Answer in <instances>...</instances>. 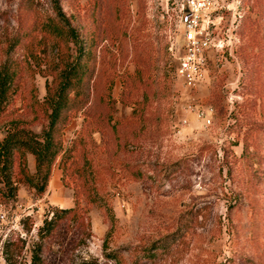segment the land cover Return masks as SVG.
I'll return each instance as SVG.
<instances>
[{
    "label": "rangeland",
    "instance_id": "374dc122",
    "mask_svg": "<svg viewBox=\"0 0 264 264\" xmlns=\"http://www.w3.org/2000/svg\"><path fill=\"white\" fill-rule=\"evenodd\" d=\"M181 2L60 0L89 52L86 98L63 116L43 194L20 173L22 151L13 153L14 198L0 185L8 221L19 218L25 234L9 233L13 264H29L38 247L39 264H264V0H214L201 21L212 43L194 86L176 74ZM51 14L50 0H0V63L11 38ZM30 42L11 56L0 142L16 130L41 134L46 86L65 66L52 44L31 57ZM24 158L34 175V156ZM55 208L77 214L40 236Z\"/></svg>",
    "mask_w": 264,
    "mask_h": 264
},
{
    "label": "trees",
    "instance_id": "16d2710c",
    "mask_svg": "<svg viewBox=\"0 0 264 264\" xmlns=\"http://www.w3.org/2000/svg\"><path fill=\"white\" fill-rule=\"evenodd\" d=\"M51 12L46 18L36 19L31 32L39 34L37 40H33V35L16 34L9 41L5 58L0 63V106L8 100L9 93L14 84L16 75V63L12 59L14 51L22 45L25 38H30V45H34L38 53L31 51V57L46 54L48 45L52 44L57 56H67L64 59V67L57 76V82L52 89L46 86L47 125L42 129L40 135L27 133L24 130L9 132L0 142V185L5 188L4 196L14 198L16 188L13 187L10 169L12 166V156L14 151L21 150L22 168L20 173L24 175L25 182L38 194L45 192L50 178L51 168L57 157L61 153L62 139L60 130L61 121L67 111L81 106L85 102L86 94L83 89L84 78L87 73V66L84 63L85 56L89 55L79 32L72 25L69 18L64 14L60 0H50ZM247 147H244V155L247 154ZM25 152L30 153L35 159V174L29 175L25 168ZM1 201V200H0ZM77 211L75 208L59 209L55 208L51 212L49 219L45 218L42 227L39 229L40 236L53 234L61 222L73 219ZM14 241L23 242L22 239ZM11 239L4 245L3 257L5 264H13L8 257ZM39 247L32 253L29 264H39L37 252ZM109 257L114 259L111 254Z\"/></svg>",
    "mask_w": 264,
    "mask_h": 264
},
{
    "label": "built area",
    "instance_id": "2783aa9c",
    "mask_svg": "<svg viewBox=\"0 0 264 264\" xmlns=\"http://www.w3.org/2000/svg\"><path fill=\"white\" fill-rule=\"evenodd\" d=\"M181 15L180 22L184 26L183 39L185 42V53L179 58L176 74L183 79L188 86H194L199 75L200 66L204 61L203 51L211 46V39L207 32L208 28L201 25L206 12L214 5V0H181ZM188 112H195L198 118L206 120L209 124L210 119L202 112H197L193 106H188ZM211 113L212 108L208 109ZM184 123L186 121L184 120ZM8 226L0 240V253L3 257L4 245L9 240V233H13L17 237L23 238L25 234L19 231L22 226V221L15 217L11 222L8 221V216L4 210V206L0 203V227ZM18 231V232H16ZM19 233V234H18Z\"/></svg>",
    "mask_w": 264,
    "mask_h": 264
}]
</instances>
